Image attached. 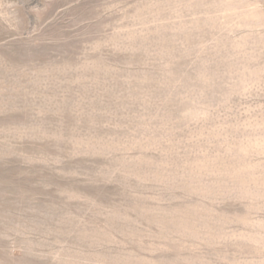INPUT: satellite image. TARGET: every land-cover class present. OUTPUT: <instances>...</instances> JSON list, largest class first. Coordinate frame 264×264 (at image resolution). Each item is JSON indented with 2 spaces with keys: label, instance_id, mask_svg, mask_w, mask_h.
Instances as JSON below:
<instances>
[{
  "label": "rangeland",
  "instance_id": "374dc122",
  "mask_svg": "<svg viewBox=\"0 0 264 264\" xmlns=\"http://www.w3.org/2000/svg\"><path fill=\"white\" fill-rule=\"evenodd\" d=\"M0 264H264V0H0Z\"/></svg>",
  "mask_w": 264,
  "mask_h": 264
}]
</instances>
